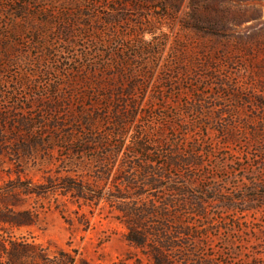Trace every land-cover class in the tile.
Wrapping results in <instances>:
<instances>
[{"label": "rangeland", "instance_id": "1", "mask_svg": "<svg viewBox=\"0 0 264 264\" xmlns=\"http://www.w3.org/2000/svg\"><path fill=\"white\" fill-rule=\"evenodd\" d=\"M80 113L101 132L120 116L125 145L142 142L162 157L159 144L196 151L200 164L174 168L171 179L199 191L205 255L264 264V0H0V117L32 120L36 131L38 121L75 122ZM22 135L8 132L10 145ZM61 152L40 149L21 164L6 154L1 190L43 183ZM59 200L72 227L55 201L21 195L0 213L29 212L34 223L0 224V237L76 263L142 257L107 205L82 206L84 231L78 205Z\"/></svg>", "mask_w": 264, "mask_h": 264}, {"label": "trees", "instance_id": "2", "mask_svg": "<svg viewBox=\"0 0 264 264\" xmlns=\"http://www.w3.org/2000/svg\"><path fill=\"white\" fill-rule=\"evenodd\" d=\"M73 119L76 117L67 123L56 118L47 125L38 121V129L34 131L32 120L12 121L0 117V162L6 154L14 156L20 164L37 160L40 149L50 158L56 148L64 153L56 171L48 172L43 183L29 180L5 190L0 188V203L14 202L21 195L55 201V210L72 227L75 222L72 212L59 200V197H69L71 203L78 205L73 214L84 231L89 229L90 219L80 213L82 206L97 208L104 203L108 214L125 227L129 246L142 256L135 259L134 255L131 259L130 255L121 264L129 260L134 264H220L205 255L206 225L195 222L196 217L202 219L205 215L198 198L194 197L199 191L193 194L189 185H178L171 179L174 168L200 164L196 151L191 148L190 153L180 155L174 153L168 143L159 144L166 154L162 157L142 142L125 145L124 120L120 116H116L104 132L94 127L93 120L85 113H80L77 121ZM11 129L23 133L14 145H10L7 138V133L13 132ZM183 176H187L186 172ZM94 210L91 209V214ZM98 210L103 212L104 207ZM33 223L29 212L0 213V224L12 229ZM0 262L92 264L86 260L76 263L63 251L49 258L33 244L4 237H0Z\"/></svg>", "mask_w": 264, "mask_h": 264}]
</instances>
